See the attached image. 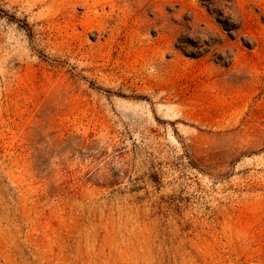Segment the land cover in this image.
<instances>
[{"label":"rangeland","instance_id":"374dc122","mask_svg":"<svg viewBox=\"0 0 264 264\" xmlns=\"http://www.w3.org/2000/svg\"><path fill=\"white\" fill-rule=\"evenodd\" d=\"M0 264H264V0H0Z\"/></svg>","mask_w":264,"mask_h":264}]
</instances>
